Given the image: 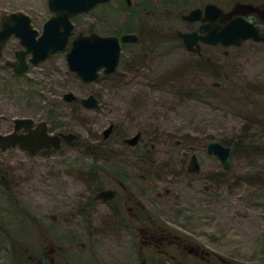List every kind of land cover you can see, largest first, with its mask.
Returning <instances> with one entry per match:
<instances>
[{"label":"rangeland","instance_id":"rangeland-1","mask_svg":"<svg viewBox=\"0 0 264 264\" xmlns=\"http://www.w3.org/2000/svg\"><path fill=\"white\" fill-rule=\"evenodd\" d=\"M223 1L131 0L125 9L126 0H111L73 17V36L93 31L139 38L121 45L113 74H100L93 82L68 68L65 54L72 38L64 50L23 74L5 65L22 49L18 38L8 41L0 59V133L11 132L16 118H29L45 122L52 134L76 138L48 153L0 149V264H14L15 257L31 264L29 257H39L46 237L65 251L73 245L66 255L71 264H136L128 244L104 230H87L80 217L70 216L78 197L90 192L91 180L101 187L123 181L145 199L158 223L190 234L225 260L264 264V79L245 75L232 83L223 80L218 89L220 56L207 49L199 58L176 38L186 29L180 15ZM12 12L28 15L39 34L52 15L46 0H0V19ZM250 81L259 95L249 88L251 94L244 92ZM66 93L78 99L92 94L99 108L65 102ZM110 123L115 128L104 141ZM138 131L140 146L155 147L151 163L124 151L122 139ZM210 141L238 144L229 170L207 154ZM189 149L200 172L174 175ZM13 243L22 252L15 255Z\"/></svg>","mask_w":264,"mask_h":264},{"label":"flooded vegetation","instance_id":"flooded-vegetation-1","mask_svg":"<svg viewBox=\"0 0 264 264\" xmlns=\"http://www.w3.org/2000/svg\"><path fill=\"white\" fill-rule=\"evenodd\" d=\"M206 4L199 8L201 9L202 13L200 15V19L197 21L191 22L183 20L182 16L186 15L188 12L180 15L181 21L186 24V29L182 31L178 30L176 32V38L181 41V45L186 49L182 38L179 36V32L197 33L200 36H205L208 34V32L214 30L216 32H221L230 23H235L237 25L236 29L239 33L247 30L253 36L241 41L238 45L232 44L229 46H224L220 42L214 45L206 44L198 40L194 46L196 49L195 51H188L187 49L186 51L201 58L204 52L207 51V49H210L213 51V53H215V55L220 56L216 66L218 76L216 86L218 89L222 90L224 84L223 80L225 82L234 79L239 80L244 79L247 76L254 80L260 78L264 79V0H226L220 3H212L216 6L217 11L211 10L208 12V15H206L204 12V7ZM126 6H131V0L130 5H128L126 1ZM206 17L207 20H201L202 18ZM12 37L15 36H11L10 39ZM4 48L2 49V55L0 59L3 57ZM21 48L22 49L16 50L14 52L13 60L5 61V65L8 61L14 62L16 60L15 54L16 52L23 50L22 46ZM29 59L30 55H27L26 61L28 62ZM249 64H251V66H248ZM9 68H11L13 71L12 67ZM113 73L103 74L101 71L99 76L100 74L111 75ZM247 84L248 85L245 86L247 87L246 91L244 92L246 94H251L248 93L250 92L248 88L251 89V92L255 91V88L252 84V81ZM236 88L239 90L238 86H236ZM255 92H253V94H255ZM256 94L259 95L258 92ZM261 96L264 97V94ZM79 100L80 99L77 97L76 101L80 103ZM81 106L83 107L82 104ZM37 124L34 123L33 127H35ZM111 124L114 125V123H110L109 125ZM27 132V129H21L18 133L21 134ZM48 132L50 133L49 130ZM138 132L140 133V138L136 145L130 146L124 143L126 138L132 137ZM138 132H135L133 135L124 137L122 139L124 151L127 153V155L137 161H142V163H151L154 156H157L154 150L155 147L154 145L149 147L140 146L139 143L142 134L140 131ZM110 136L107 139H103L102 137V140L106 141L110 138ZM14 147L20 148L19 146ZM22 150L29 154H35L40 152L48 153L56 149H43L35 153L28 152L24 149ZM191 151L192 150L189 149L188 151L182 152L180 156L182 159H180V161L177 163V165L180 166H177L176 169H173L174 175H176V172L183 173L187 176L196 175L195 173H190L187 170L191 157L196 156L194 153H191ZM196 159L198 161L197 156ZM185 162H187V164H185ZM91 183L92 185H89L90 192L83 194L82 197H78L77 207L75 210H73L74 212H71L70 216L75 218L80 217V224L83 225V227L85 226L87 230H104L110 234L111 239L114 241L120 244H128L130 254L129 258H131L133 263L234 264L232 261L225 260L221 256H218L217 254H214L202 247L200 244L195 243V241L190 237V234L180 233L171 225L158 223L154 218L155 216L153 215L154 210L147 206L148 204L145 203V199L142 198L141 195L139 196L135 191H132L130 188H128L123 181L114 180L113 184L115 187H101L94 184L96 182L92 180ZM104 190L111 191L109 197L99 196V194ZM165 194L168 196L170 191L166 189ZM158 197L161 198L162 196L158 195ZM44 239L46 244L44 245L43 249H41L39 257H29L32 264H71L68 262L66 255H68V253L73 250V245L68 246L69 249L65 251V249H63L60 245L53 246L52 243L47 240V237ZM82 247H84L83 244ZM123 258H125L124 253Z\"/></svg>","mask_w":264,"mask_h":264},{"label":"water","instance_id":"water-1","mask_svg":"<svg viewBox=\"0 0 264 264\" xmlns=\"http://www.w3.org/2000/svg\"><path fill=\"white\" fill-rule=\"evenodd\" d=\"M111 0H46L47 8L52 13L42 27L39 34L31 24V19L23 12H12L4 15L0 19V57L2 49L11 36L19 39L23 50L16 52L14 62H6V65L13 68L14 74H23L29 66H36L46 62L52 55L64 50L70 40V47L66 52V62L68 68L76 73L84 82H93L99 77V73H113L120 61L121 45L127 43H136L137 35L133 33H124L117 36H101L96 32L89 34L74 33V24L72 18L81 14L88 13L96 6L109 3ZM130 5V0H126ZM217 11L214 4L209 3L204 7V12L208 15L209 11ZM202 11L199 8L193 9L183 20L197 21L200 19ZM201 20L205 21L206 18ZM235 23H230L221 32L211 31L205 36L197 33H182L179 36L188 51H195V44L200 40L206 44H216L220 42L224 46L232 44L238 45L241 41L253 36L245 30L239 33ZM30 55L27 62L26 56ZM65 102L72 103L77 100L73 93H66L63 96ZM83 107L87 109H97L98 100L94 95H89L79 100ZM34 121L29 118H16L13 122V131L8 134L0 133V149L19 146L20 148L35 153L43 149H57L62 140L71 142L76 138L74 134L57 133L50 134L47 124L39 122L33 127ZM114 125H109L103 132V139H107L112 133ZM21 129H27V133H18ZM140 133L126 138L124 143L134 146L138 143ZM208 155L216 157L224 170L231 167L230 156L231 148L218 141H210L206 145ZM190 173H199L200 166L196 156H192L187 167ZM110 190L102 191L99 196L109 197Z\"/></svg>","mask_w":264,"mask_h":264},{"label":"trees","instance_id":"trees-1","mask_svg":"<svg viewBox=\"0 0 264 264\" xmlns=\"http://www.w3.org/2000/svg\"><path fill=\"white\" fill-rule=\"evenodd\" d=\"M127 8H129V7H125V9H127ZM137 42H139V38H138V40H137ZM122 59V56H121V58H120V60ZM110 75H104L103 77H109ZM223 145H225V146H228V147H230L231 148V152L232 153H235V151H237V147H238V144L237 143H222ZM231 144V145H230ZM13 251H14V253H15V255H16V253L17 252H22V251H20V249L18 248V246H17V244H14L13 243ZM20 254V253H19ZM19 258V257H18ZM15 260H14V264H22L21 262H20V260H19V262H18V260H17V257H15L14 258ZM19 259H22V257L21 258H19ZM29 261V260H28ZM27 263H29V262H27ZM32 264V263H31Z\"/></svg>","mask_w":264,"mask_h":264}]
</instances>
